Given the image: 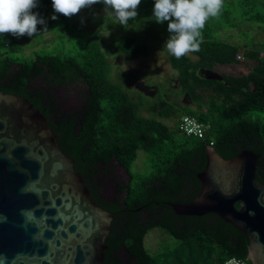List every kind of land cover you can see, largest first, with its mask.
Here are the masks:
<instances>
[{
    "label": "trees",
    "instance_id": "obj_1",
    "mask_svg": "<svg viewBox=\"0 0 264 264\" xmlns=\"http://www.w3.org/2000/svg\"><path fill=\"white\" fill-rule=\"evenodd\" d=\"M236 1L238 16L231 17L233 10L223 0L222 27L248 24L263 29L264 0ZM33 11L42 18L55 14L51 0H38ZM147 13L142 18L155 27L153 12ZM202 34L198 52L181 59L169 56L181 93L196 106L184 108L183 114L168 95L146 106L112 81L109 59L97 36L74 42V55L37 54L31 60L13 57L10 45L0 41V90L25 98L40 110L59 148L84 178L91 198L114 215L103 264H223L231 257H248L249 238L230 223L215 214L180 216L172 207L190 203L200 193L198 174L205 169L206 148L211 143L225 160L244 150L261 155L256 177L264 183V62L259 58L264 43L246 45L250 50L245 52L243 46L217 38L207 24ZM146 45L137 36L127 35L117 42L115 51L131 61L147 54ZM240 52L246 57L244 63L236 59ZM239 65L248 73L219 71ZM75 86L80 87L84 102L74 112L63 111L56 90L69 92ZM185 114L209 127L205 139L179 131ZM170 118H178L174 128L163 121ZM140 151L150 167L144 177L131 171ZM116 164L128 172L130 180L108 200L104 191L107 180L114 178ZM154 229L174 240L155 254L145 246L146 236Z\"/></svg>",
    "mask_w": 264,
    "mask_h": 264
},
{
    "label": "water",
    "instance_id": "obj_2",
    "mask_svg": "<svg viewBox=\"0 0 264 264\" xmlns=\"http://www.w3.org/2000/svg\"><path fill=\"white\" fill-rule=\"evenodd\" d=\"M260 157L244 150L225 160L208 145L200 193L172 205L177 215L215 214L236 227L249 238L251 264H264ZM113 218L91 198L40 110L0 90V264H103Z\"/></svg>",
    "mask_w": 264,
    "mask_h": 264
},
{
    "label": "rangeland",
    "instance_id": "obj_3",
    "mask_svg": "<svg viewBox=\"0 0 264 264\" xmlns=\"http://www.w3.org/2000/svg\"><path fill=\"white\" fill-rule=\"evenodd\" d=\"M142 8L137 10V17L128 22L127 27L119 25L111 17L105 16L104 8L97 9L92 5L81 10L77 15L66 18L57 13L45 16L47 22V32H43V25H38V34L32 37L27 35L18 40H12L10 34L0 36L1 42L10 45L11 54L31 60L37 54H67L74 55V42L82 40L87 36H97L100 39L101 47L109 59L112 81L120 83L123 88L131 94L134 100H143L147 106L149 102H156L160 98L168 95L169 99L176 102L181 108L196 106L185 97L177 82V73L171 68L168 53L162 51L163 46L169 38L167 22L151 27L142 18V13L152 12L154 0L142 2ZM237 1L228 0L225 7L233 10L231 17H237ZM53 15L57 16L52 20ZM220 14L210 18L205 25H209L215 30V36L222 41H227L235 45H249L264 43V28L260 29L252 25L244 24L240 28H224L221 25ZM127 35H133L146 43L148 52L135 60H127L123 55L117 54L115 46L117 42ZM18 49V53H16ZM248 52L249 50H244ZM231 69V68H229ZM224 72L235 74L248 73L244 65H239L231 71L222 69ZM218 75V73H217ZM57 96L61 102V109L66 112H74L82 105V101L76 94H66L64 88L57 91ZM147 115L146 112H142ZM171 128L177 125L178 118L163 120ZM131 171L134 175L144 177L150 172L149 163L144 152H139L138 159L132 165ZM114 188L113 182H108V188ZM174 243V240L160 229L152 230L145 238L146 248L153 254L163 251L167 246Z\"/></svg>",
    "mask_w": 264,
    "mask_h": 264
},
{
    "label": "clouds",
    "instance_id": "obj_4",
    "mask_svg": "<svg viewBox=\"0 0 264 264\" xmlns=\"http://www.w3.org/2000/svg\"><path fill=\"white\" fill-rule=\"evenodd\" d=\"M142 0H51L55 13L71 18L81 10L95 4H103L106 17H111L119 25L127 27L130 20L136 19L137 8ZM223 0H154L152 19L157 24L167 22L170 34L162 51L181 59L198 52L203 43V29L208 19L222 11ZM38 0H0V36L14 37L38 34V25L47 32V22L33 11ZM52 20L57 16L53 15ZM103 50V49H102ZM227 264H242L235 257Z\"/></svg>",
    "mask_w": 264,
    "mask_h": 264
},
{
    "label": "built area",
    "instance_id": "obj_5",
    "mask_svg": "<svg viewBox=\"0 0 264 264\" xmlns=\"http://www.w3.org/2000/svg\"><path fill=\"white\" fill-rule=\"evenodd\" d=\"M1 54V51H0ZM259 58L264 62V48L259 51ZM237 61L239 63L246 62V57L243 52L238 53ZM179 131L187 137H194L196 139H205L207 135L208 126L200 122L196 117L192 115L185 114L183 115L178 123ZM213 146V143H211ZM233 258V257H231ZM229 258V259H231ZM237 260L241 261L242 264H248V259H240L235 257ZM227 259L223 264H227Z\"/></svg>",
    "mask_w": 264,
    "mask_h": 264
},
{
    "label": "flooded vegetation",
    "instance_id": "obj_6",
    "mask_svg": "<svg viewBox=\"0 0 264 264\" xmlns=\"http://www.w3.org/2000/svg\"><path fill=\"white\" fill-rule=\"evenodd\" d=\"M58 89L56 90V94H57ZM66 94H70V93H74L77 95V97L84 102V98L82 96V92L80 91V87L75 86L72 87L69 92L66 91ZM115 161H113L111 164H114ZM114 178H110L109 180H107V186L105 187V191H104V196L105 198H107L108 200H113L116 196V192L118 189H123L124 186L129 184V174L128 172L125 171V169L122 166H119L118 164H116L115 168H114V174H113ZM108 182H113L114 183V188H108Z\"/></svg>",
    "mask_w": 264,
    "mask_h": 264
},
{
    "label": "crops",
    "instance_id": "obj_7",
    "mask_svg": "<svg viewBox=\"0 0 264 264\" xmlns=\"http://www.w3.org/2000/svg\"><path fill=\"white\" fill-rule=\"evenodd\" d=\"M245 46H246V45H245ZM245 46L242 47V48H243L242 51H244L245 49H246V50H250V47H247V48H246ZM222 69H226V70L231 71V69H233V68H231V69H229V68H220V69H219V71L222 72V73H233V72H224V71H222ZM243 73H245V72H243ZM245 74H246V73H245ZM217 77H219V76H217Z\"/></svg>",
    "mask_w": 264,
    "mask_h": 264
}]
</instances>
